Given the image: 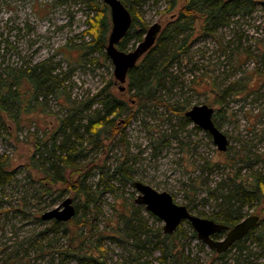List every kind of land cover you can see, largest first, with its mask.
<instances>
[{
    "label": "rangeland",
    "instance_id": "obj_1",
    "mask_svg": "<svg viewBox=\"0 0 264 264\" xmlns=\"http://www.w3.org/2000/svg\"><path fill=\"white\" fill-rule=\"evenodd\" d=\"M140 1L133 6L147 30L158 23L161 32L186 4L176 0L166 11L170 0ZM95 4L101 7L104 0H0V78L47 62L59 81L58 89L38 97L24 86L21 92L31 103L28 113L27 104L21 106L20 125L16 128L7 117L0 121V154L13 173L0 187V264H89L83 259L93 255L106 264H165L164 222L135 203L134 182L168 192L177 204L208 218L219 211L216 189L233 175L228 160L237 162L244 178L264 176V0L248 4L214 35H191L169 71L166 88L154 92L164 105L147 104L137 111L130 104L132 112L117 119L121 135L105 131L98 143L84 127L87 119L102 109L108 95L127 103L130 95L128 80L120 91L106 47L94 48L90 20L97 21ZM107 18L109 37L110 8ZM136 44L133 39L125 51ZM165 44L173 50L182 44L181 37ZM201 105L214 110L213 120L229 140L226 152L185 116ZM74 113L78 138L71 140L81 144L75 161L86 176L80 192L62 183L64 167L51 147L61 120ZM56 138L58 148L63 139ZM37 140L47 147L30 168ZM46 174L57 181L50 192ZM71 174L68 170L67 178ZM66 199L78 209L70 223L41 219ZM251 215L261 221L244 252L232 248L223 258L184 222L177 244L184 246L187 264H264V203L247 206L244 218ZM132 225L143 236L130 237Z\"/></svg>",
    "mask_w": 264,
    "mask_h": 264
},
{
    "label": "trees",
    "instance_id": "obj_2",
    "mask_svg": "<svg viewBox=\"0 0 264 264\" xmlns=\"http://www.w3.org/2000/svg\"><path fill=\"white\" fill-rule=\"evenodd\" d=\"M139 1L140 0H129L128 4L131 6H128L127 3L122 0L132 15L133 23L126 37L119 44L120 50L125 51L133 39L139 44L147 32L145 21L137 15V11L133 6ZM170 2L171 5L166 11H170L174 7L176 0H170ZM251 3H254V0H186V4L180 9L176 19L170 22L166 30L161 32L155 46L143 56L137 66L129 71L127 93L130 95V103L125 102L115 95H108L102 101V109L95 111V113L87 119V124L84 127L95 137L94 143H98L101 140V136L105 131L113 132L115 136L121 135L122 131L118 126L119 123L117 119L128 111L132 112L130 104L134 105L136 110L139 111L140 107L147 104L155 106L163 103L162 100L156 98L154 92L166 88L165 83L172 75L169 71L174 67L175 62L179 60V53H185L183 47L188 43L191 35L195 32L200 35H214L219 29L230 24L233 15H236ZM94 8L98 10V15L95 18L97 21L90 20L92 24L90 31L96 39L94 48L101 49V47H106L108 44L107 35L109 23L107 11L109 7L104 3L101 7L95 4ZM198 26L199 29L197 28ZM180 37L182 44L173 48V50H168L169 48H167V44H165L166 41H173L175 39H180ZM52 70L53 69L49 68L47 65V62H45L27 68L26 70H19V72L16 73H8L5 78H0V121L3 117H7L10 123L16 128L20 125L21 106L27 104L26 112L28 113V108L31 103V99L26 98L27 94L21 92L24 86L32 88L33 96L36 95V97L49 94L53 92L54 89H58V77L53 76ZM253 74L254 77L258 76V72L256 71H254ZM43 91L45 93H42ZM227 92L228 89L222 91L223 94ZM75 115L76 113L71 114L67 118L61 120L51 137V147L53 151L59 152L58 159L64 167V175L61 174L62 183L80 192L86 176L82 174L83 169H80L75 161L82 153V148H80L81 144H76L71 140L73 137L78 138V132H76L74 127ZM188 121L192 122L189 118ZM10 127L13 129V126ZM57 135L61 136L63 139L58 148L56 147V142L58 141L56 138ZM46 147L47 145L43 144L41 140L35 142L36 152L29 162L30 168L36 167V163L34 162L36 155H43L44 152H42V149ZM44 163L45 162H43V165L45 166ZM236 163L235 160H228L226 165L230 167L233 175L229 177L227 183L225 181L222 182L219 188L216 189V191L219 192L215 197V200L219 202V211L208 217V219L230 227H233L244 219L245 208L247 206L254 202L264 203L263 174L244 178L241 174L242 169H237ZM219 165L220 164H217V166ZM8 166L9 162L6 156L0 154V187L13 179V173L8 170ZM68 170L72 171L70 178H67L66 175ZM75 172L80 176L74 178L73 174ZM44 182L49 185H45L48 192L51 191V186L57 183L49 174L45 175ZM187 207L190 212H192L189 206ZM76 210L77 216L78 209L76 208ZM71 221L67 223H57L53 221V224L65 225ZM127 222L129 227L133 219L129 218ZM258 225L254 227L243 240L237 241L230 249L236 248L240 253L244 252L245 242L252 237ZM181 226L182 225L179 226L175 234L165 235L164 241H161L164 247L161 249V261L165 264H187V258L184 256L183 251L185 248L184 246L180 248L177 244V236L180 234ZM130 231L132 234L130 233L129 236L134 239L143 236V231L137 227H133V225L130 227ZM220 236L221 235H217L216 239H220ZM214 253L218 258H223L226 255L225 253L218 254L215 251ZM83 260L89 264H106V262L94 255L85 256Z\"/></svg>",
    "mask_w": 264,
    "mask_h": 264
},
{
    "label": "water",
    "instance_id": "obj_3",
    "mask_svg": "<svg viewBox=\"0 0 264 264\" xmlns=\"http://www.w3.org/2000/svg\"><path fill=\"white\" fill-rule=\"evenodd\" d=\"M110 8L112 29L108 37L106 53L114 65V76L125 91L128 74L137 66L138 62L156 44L162 26L152 25L144 35L143 40L130 51L119 49V44L131 29L133 19L130 11L122 0H104ZM186 117L198 128L211 135L214 144L220 152H226L229 146L227 136L216 126L213 115L214 110L207 105L195 106L186 112ZM138 192L135 203L144 206L153 216L164 222L163 232L165 235H173L184 222L191 224L198 239L218 254H224L240 240H243L250 231L260 223L258 215H251L233 227L217 223L214 220L197 216L190 212L187 206L179 205L168 192H159L143 182H134ZM77 210L71 199H66L56 208L43 214V221H56L67 223L76 217ZM224 234L222 239H216L217 235Z\"/></svg>",
    "mask_w": 264,
    "mask_h": 264
}]
</instances>
